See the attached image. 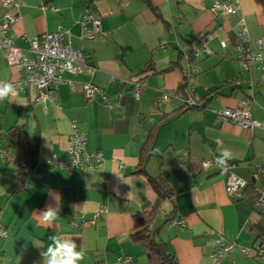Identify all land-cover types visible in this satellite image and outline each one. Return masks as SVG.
Here are the masks:
<instances>
[{
	"label": "crops",
	"instance_id": "0c3cea01",
	"mask_svg": "<svg viewBox=\"0 0 264 264\" xmlns=\"http://www.w3.org/2000/svg\"><path fill=\"white\" fill-rule=\"evenodd\" d=\"M13 1L17 19L7 35L14 45L26 49L27 37L67 31L94 70L64 72L53 101L37 99L39 90L24 86L15 101L0 102V225L6 232L0 238V264H42L41 253L55 234L83 246L81 264H120L118 257L149 264L133 237V215L150 210L158 199L154 181L169 195L150 228L177 264H264L255 248L264 243V208L254 205L253 187L228 194L225 171L200 166L229 149V160L237 163L233 171L255 192L264 188V128L216 120L214 113L219 107L247 105L252 118L264 120V83L254 62L238 74L232 33L244 26L250 49H257L256 39L264 38V0ZM216 1L236 9L221 14L213 8ZM86 9L100 21L93 38L80 37ZM3 11L0 5V16ZM205 32L212 52L200 53L196 72L186 79L180 51H190ZM147 63L153 72H142ZM21 76L0 49V81ZM136 79L143 84L137 98L132 94ZM83 83L101 93L85 98ZM160 89L172 93L165 103L156 102ZM187 97L204 105L190 106ZM72 124L85 134V151L101 153L102 165L70 169L47 164L51 157H67ZM256 167L262 172L253 179ZM49 193L62 199L60 219L47 228L33 212L54 203ZM75 205L81 207L74 211ZM181 219L182 224L173 222ZM219 236L235 246L215 261Z\"/></svg>",
	"mask_w": 264,
	"mask_h": 264
},
{
	"label": "built area",
	"instance_id": "2783aa9c",
	"mask_svg": "<svg viewBox=\"0 0 264 264\" xmlns=\"http://www.w3.org/2000/svg\"><path fill=\"white\" fill-rule=\"evenodd\" d=\"M180 1V0H177ZM0 5L4 8L0 16V49L5 52L6 62L9 66L16 68L22 72V76L17 81H8L16 86L17 89H22L24 86H33L39 90L37 99H46L53 101L54 89L56 85L63 81L62 74L68 73H86L91 74L94 70L93 65L85 58L81 49L74 47L69 41V33L67 31H45L27 37L28 47L22 49L13 44L12 39L7 35L11 26L15 23L17 16L12 12L16 3L13 0H0ZM214 10H219L221 14L234 12L235 5L224 4L216 1L213 5ZM86 14L81 20L80 37L93 38L100 31V21L92 12L86 9ZM90 22L91 27H87L86 23ZM234 37V51L236 60L239 63V75H242L246 70H249L252 62L259 70V81L264 83V38L256 39L257 49H250L249 37L247 29L244 26L232 29ZM199 42L193 45L189 54L182 53L186 61L185 76L189 79L196 66L193 65V59L198 57L201 52L211 53L212 51L206 46V41L210 38V34L205 32L201 35ZM221 45L225 46V40H221ZM252 83V80H249ZM143 88L142 82L139 80L133 81L132 94L137 98ZM82 92L84 97L92 99L94 94L101 93V89L92 83H83ZM172 96L171 91L160 89L157 103H165ZM104 98V96H103ZM189 105H198L201 102L195 101L187 97L186 101ZM215 118L230 120L248 129L254 127L264 128V120H256L251 117L250 109L247 105L237 107H219L214 110ZM85 134L78 130L72 124V134L70 136L68 154L64 159L51 157L47 160L50 166H67L70 169H81L97 167L102 165L103 158L99 152L88 153L85 151ZM183 156H187L183 153ZM182 156V157H183ZM220 155H214L209 159L201 161L202 168L206 169L211 166L218 167L226 173L224 189L226 193H237L245 187L247 180L236 174L233 170L237 163L231 160H226L223 163L218 159ZM21 165L24 166V159L21 160ZM262 172L261 167H256L252 173V178L257 179ZM258 195L256 208L262 210L264 208V188L256 189ZM174 223L182 224L181 220H173ZM6 236L5 230L0 225V238ZM216 249L212 253L213 258L217 261L218 257L235 246L231 240H227L222 236L215 239ZM255 248L259 251V255L264 260V249L260 244H255ZM241 251L247 252L248 247H240ZM118 263L131 264L130 257H118Z\"/></svg>",
	"mask_w": 264,
	"mask_h": 264
},
{
	"label": "clouds",
	"instance_id": "9594fccd",
	"mask_svg": "<svg viewBox=\"0 0 264 264\" xmlns=\"http://www.w3.org/2000/svg\"><path fill=\"white\" fill-rule=\"evenodd\" d=\"M18 92L15 85L8 81H0V102L15 101ZM232 152L229 149H224L218 158L221 163L232 158ZM51 200L54 203L48 204L44 210L33 212L37 223L43 226L54 227L56 222L60 219V204L61 196L59 193H49ZM81 206L75 205L74 211ZM46 250L42 251V264H81L86 258V252L82 247L77 246L72 237L62 234H55L48 238ZM32 243L38 247H44V244L33 240Z\"/></svg>",
	"mask_w": 264,
	"mask_h": 264
},
{
	"label": "trees",
	"instance_id": "16d2710c",
	"mask_svg": "<svg viewBox=\"0 0 264 264\" xmlns=\"http://www.w3.org/2000/svg\"><path fill=\"white\" fill-rule=\"evenodd\" d=\"M201 37L202 36H200V38ZM180 54L182 56V51H180ZM142 72L144 73L153 72V70H152V67L147 63L146 67H144V70ZM198 102H201V103L198 105H190V106H203L204 105L203 100L202 101L199 100ZM7 133H8V136L10 137L16 136V135L18 136L17 132L8 131ZM141 165H142L141 162L138 163V167ZM140 171H141L140 169L137 170V172H140ZM153 186L158 191L159 197L156 200V202L153 204L150 210L138 212L133 215V219H134L133 237L135 238V240L139 241V243L142 245L147 262L149 264H177L176 256L174 255V253L169 249L168 245L164 241L155 238V230L150 228L151 222L158 211L161 200L165 196L169 195V192L167 191V189H165L164 186H162L160 182L154 181ZM246 187H253L254 195H253L252 200H253L254 205L256 206L258 195L255 192V187L250 182H247V184L243 188H246ZM258 244H260V246L262 247V244L264 243L259 242Z\"/></svg>",
	"mask_w": 264,
	"mask_h": 264
},
{
	"label": "rangeland",
	"instance_id": "374dc122",
	"mask_svg": "<svg viewBox=\"0 0 264 264\" xmlns=\"http://www.w3.org/2000/svg\"><path fill=\"white\" fill-rule=\"evenodd\" d=\"M193 47V46H192ZM192 47H191V49H190V51H185V54H189L190 52H191V50H192ZM202 53H204V54H207V53H205V52H201V54ZM200 56V55H199ZM198 56V57H199ZM198 57H196V58H198ZM182 58H183V62H184V66H185V64H186V61H185V59H184V56H182ZM196 58L195 59H193V65H195L196 67H197V65H196V63H195V60H196ZM237 61V60H236ZM238 62V61H237ZM239 64V63H238ZM196 70H197V68H196ZM196 70H195V72H196ZM239 71H240V66H239V70H238V73H239ZM195 72H193V73H195ZM191 76H193V74L191 75ZM216 110V109H215ZM182 157V156H181ZM183 158V157H182ZM151 161H152V159H151ZM179 161H181V159H179ZM179 161H178V165H179ZM231 161H233V160H231ZM235 162V161H234ZM200 166H201V162H200ZM202 167V166H201ZM212 167H215L214 165L212 166Z\"/></svg>",
	"mask_w": 264,
	"mask_h": 264
}]
</instances>
